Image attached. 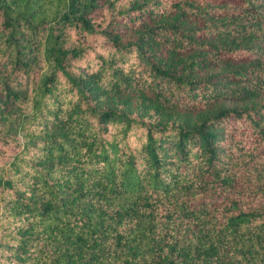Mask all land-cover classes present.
I'll use <instances>...</instances> for the list:
<instances>
[{
	"label": "trees",
	"instance_id": "16d2710c",
	"mask_svg": "<svg viewBox=\"0 0 264 264\" xmlns=\"http://www.w3.org/2000/svg\"><path fill=\"white\" fill-rule=\"evenodd\" d=\"M0 264H264V0H0Z\"/></svg>",
	"mask_w": 264,
	"mask_h": 264
}]
</instances>
